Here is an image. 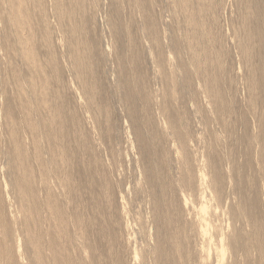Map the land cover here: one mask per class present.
<instances>
[{"label":"bare ground","instance_id":"obj_1","mask_svg":"<svg viewBox=\"0 0 264 264\" xmlns=\"http://www.w3.org/2000/svg\"><path fill=\"white\" fill-rule=\"evenodd\" d=\"M0 264H264V0H0Z\"/></svg>","mask_w":264,"mask_h":264}]
</instances>
